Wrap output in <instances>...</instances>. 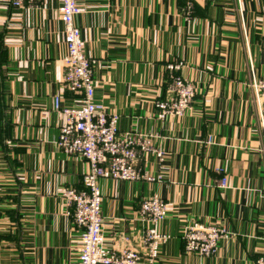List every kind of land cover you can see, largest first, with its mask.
<instances>
[{
	"label": "crops",
	"instance_id": "1",
	"mask_svg": "<svg viewBox=\"0 0 264 264\" xmlns=\"http://www.w3.org/2000/svg\"><path fill=\"white\" fill-rule=\"evenodd\" d=\"M79 1L76 23L99 62L96 100L121 116V131L155 134L165 150L163 160L137 162L159 174L152 183L101 180L107 246L142 250L141 201L157 194L172 236L157 264H255L264 252V137L248 83L253 72L264 79V0H190L192 13L189 0ZM62 31L57 0H0V264H78L62 194L82 188L89 164L54 144L53 96L80 98L64 85ZM179 62L175 73L196 96L184 116L162 120L155 102L173 97L167 64ZM191 219L229 233L213 256L185 251Z\"/></svg>",
	"mask_w": 264,
	"mask_h": 264
},
{
	"label": "built area",
	"instance_id": "2",
	"mask_svg": "<svg viewBox=\"0 0 264 264\" xmlns=\"http://www.w3.org/2000/svg\"><path fill=\"white\" fill-rule=\"evenodd\" d=\"M43 1L12 0V5L18 8ZM57 1L63 23L61 35L66 47L62 58L64 85L80 98L73 104H66L62 93L53 96L52 109L61 118L59 136L54 144L59 150L82 157L89 164L88 171L82 177V188L69 186L62 194L67 214L72 217L79 232L78 264H157L161 247L172 238L163 229V223L168 218V203L157 194L141 201L139 220L145 225L142 250L133 246L109 248L104 234V195L100 182L110 179L152 183L160 178L159 174L141 171L137 162L142 154L146 158L163 160L165 150L156 146L155 134L121 131V116L110 112L107 105L96 100L98 84L94 75L99 62L87 54L81 28L76 23L77 16L85 8L79 0ZM187 4L189 13H192L190 0ZM181 67L182 62L167 64L173 97L155 102L157 116L162 120L184 116L195 99L194 84L175 73ZM248 86L253 92V102L260 115L264 137V79L258 78L253 72ZM220 186L223 189L229 187L227 177L221 179ZM180 237L187 253L211 257L219 249L220 242L230 235L222 227L191 219L184 226ZM255 264H264V252Z\"/></svg>",
	"mask_w": 264,
	"mask_h": 264
}]
</instances>
